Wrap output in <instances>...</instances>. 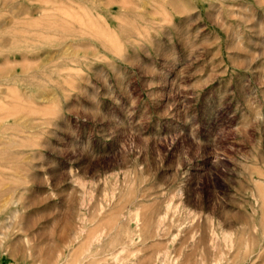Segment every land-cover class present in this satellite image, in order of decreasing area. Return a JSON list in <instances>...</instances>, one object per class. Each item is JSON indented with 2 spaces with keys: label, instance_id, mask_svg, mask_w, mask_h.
Here are the masks:
<instances>
[{
  "label": "rangeland",
  "instance_id": "1",
  "mask_svg": "<svg viewBox=\"0 0 264 264\" xmlns=\"http://www.w3.org/2000/svg\"><path fill=\"white\" fill-rule=\"evenodd\" d=\"M0 264H264V0H0Z\"/></svg>",
  "mask_w": 264,
  "mask_h": 264
}]
</instances>
